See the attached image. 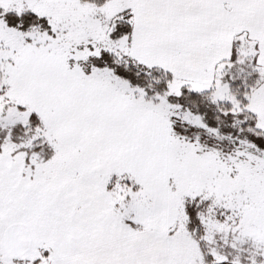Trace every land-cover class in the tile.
Here are the masks:
<instances>
[{
	"label": "snow or ice",
	"instance_id": "obj_1",
	"mask_svg": "<svg viewBox=\"0 0 264 264\" xmlns=\"http://www.w3.org/2000/svg\"><path fill=\"white\" fill-rule=\"evenodd\" d=\"M0 264H264V0H0Z\"/></svg>",
	"mask_w": 264,
	"mask_h": 264
}]
</instances>
